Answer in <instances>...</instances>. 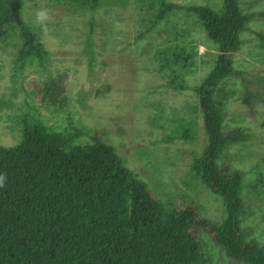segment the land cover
<instances>
[{"label":"rangeland","instance_id":"rangeland-1","mask_svg":"<svg viewBox=\"0 0 264 264\" xmlns=\"http://www.w3.org/2000/svg\"><path fill=\"white\" fill-rule=\"evenodd\" d=\"M95 12H75L67 0H28L22 17L44 45L48 58L19 66L16 38H0V145L22 140L24 122L66 135L83 127L76 145L97 139L113 146L128 166L168 206L200 205L202 216L222 222L223 199L188 173L208 144L195 87L215 68L219 53L194 14L176 11L154 27V0H113ZM209 6L223 0H171ZM114 4V5H113ZM246 13L264 12V0H241ZM264 17L249 23L233 53L236 74L217 89L226 96L224 131L245 128L253 138L231 147L220 164L245 174L243 227L264 245ZM198 45L188 89L168 87L156 54L172 43ZM190 128L195 142L180 136ZM207 264H238L203 235ZM132 264H172L159 249L134 241Z\"/></svg>","mask_w":264,"mask_h":264},{"label":"trees","instance_id":"trees-1","mask_svg":"<svg viewBox=\"0 0 264 264\" xmlns=\"http://www.w3.org/2000/svg\"><path fill=\"white\" fill-rule=\"evenodd\" d=\"M27 1L0 0V38L20 36L19 66L48 58L22 17ZM67 1L75 12H95L114 2ZM154 1L159 5L154 27L176 11H188L219 50L215 68L194 89L208 144L203 155L194 156L188 177L223 199L226 218L207 219L194 203L181 208L161 202L113 146L98 139L76 145L81 134H89L85 127L66 135L25 121L18 146L0 145V175L5 177L0 187V264H132L134 241L159 249L172 264H207L205 234L233 262L264 264V245L243 227L245 174L220 164L226 151L250 142L253 135L245 128L224 131L227 95L217 90L236 74L232 56L243 46L240 35L264 12L246 13L241 0H223L219 11ZM258 38L264 46V33ZM198 50L196 44L174 42L157 51L170 89H188L185 78L197 64ZM180 138L196 141L190 128Z\"/></svg>","mask_w":264,"mask_h":264},{"label":"clouds","instance_id":"clouds-1","mask_svg":"<svg viewBox=\"0 0 264 264\" xmlns=\"http://www.w3.org/2000/svg\"><path fill=\"white\" fill-rule=\"evenodd\" d=\"M5 177L3 175H0V187L4 184Z\"/></svg>","mask_w":264,"mask_h":264}]
</instances>
